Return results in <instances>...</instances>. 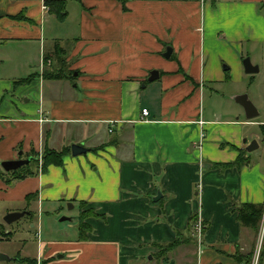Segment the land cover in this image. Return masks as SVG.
Returning a JSON list of instances; mask_svg holds the SVG:
<instances>
[{"label": "crops", "instance_id": "0c3cea01", "mask_svg": "<svg viewBox=\"0 0 264 264\" xmlns=\"http://www.w3.org/2000/svg\"><path fill=\"white\" fill-rule=\"evenodd\" d=\"M46 1L0 0V44L40 49V71L0 76V204L31 219L34 203L42 214L62 203L93 214L87 238L79 229L75 240L42 241L27 263L142 264L151 254L179 264L178 247L199 234L196 264L253 257L262 220L245 226L237 209L264 204V139L252 151L244 139L254 137L247 125L264 135V118L258 109L242 119L244 108L220 103L213 85L239 75L245 50L264 49V0H65L61 12ZM61 68V78L43 76ZM73 144L87 152L73 155ZM47 147L70 150L43 169ZM34 155L37 173L7 183L12 171L1 163ZM240 156L246 162L231 165ZM8 227L0 223L4 235Z\"/></svg>", "mask_w": 264, "mask_h": 264}, {"label": "rangeland", "instance_id": "374dc122", "mask_svg": "<svg viewBox=\"0 0 264 264\" xmlns=\"http://www.w3.org/2000/svg\"><path fill=\"white\" fill-rule=\"evenodd\" d=\"M70 10L73 12L72 5L70 6ZM28 44L24 41L17 40L8 41L6 44H0V76L16 79L20 77H26L32 72L40 71L39 46L37 44ZM263 50V45L258 44L256 46L254 45V51L250 50V53L248 52V54L250 55L246 53V50L244 51L245 57H243V59L246 57H250L254 64L259 65L260 71L257 74H254L253 76L246 73L243 66L242 71L239 72V75H234L235 77L233 78V80L223 82L219 85H213L217 87V97L220 103H225V101H228V103H232L233 105H235V96L237 94H248L249 98L252 100L255 106L261 111V115L259 116V118H257L258 120H262L264 118ZM224 66L229 65L227 63H224L223 67ZM207 102L208 100L206 98V105H208ZM21 103L23 105L28 104L25 98L21 100ZM240 112L242 115V119L247 120L244 109L240 110ZM245 129L252 130L254 132V137L247 135V137H245L244 139H247L249 143H251L253 140H258L262 144L261 141L264 139V135L262 134L261 128L257 126V124L253 126L247 125ZM35 164L36 162L31 163V168H34ZM46 206L44 208V213L42 214V212L39 211L36 203H34V206L32 208L37 211V214L33 219H31L29 214H25L11 224H7L4 220L7 214L5 205L0 204V223L9 225L8 230H5L6 233L11 230V234L8 236H6V234L4 235L3 231H0V255L5 254L10 258H13V260H2L0 258V264H28L25 258H37L39 252V244L42 241L53 240L63 242L75 240L77 238V236L79 235V206L76 205L75 207H72L69 203H62L56 206ZM64 217L68 219L62 220V218ZM33 223H36L35 227H32ZM195 225L196 222L193 223V233H196ZM204 229L205 228L203 227V229L201 230L202 233L204 232ZM3 235L5 236L4 238ZM199 235V237L198 235L195 236L196 245L186 244L178 247V254L176 258H178L179 264H185L186 262H189V264L197 263V255L195 254V251H197L196 248L197 246L199 247V243L201 244L202 234ZM193 246L194 250L196 249L195 251L193 250ZM263 246L264 215L262 217V229L259 235V240L254 249L253 257L251 256V259H253L252 262L257 258V261H260V264H262V261L264 264ZM62 254L63 253L54 254L55 259L59 260L60 258L63 260V258L60 257ZM150 255L151 254H148L145 257V260L142 264H156L157 261V263H159V258L156 259V257H154V259H150ZM17 257H19V259H16ZM66 259L69 258L66 257L65 260ZM244 264H247L246 260L244 261Z\"/></svg>", "mask_w": 264, "mask_h": 264}, {"label": "trees", "instance_id": "16d2710c", "mask_svg": "<svg viewBox=\"0 0 264 264\" xmlns=\"http://www.w3.org/2000/svg\"><path fill=\"white\" fill-rule=\"evenodd\" d=\"M46 4L50 7L51 10H53V11L56 10L58 12H61L65 8L66 1L65 0H47ZM60 15H61V13H60ZM54 53L57 55V57L59 58V61L61 62V65L63 66L65 64V60L62 56V54H64L63 49L57 47L55 49ZM49 58H50V56L47 54L45 60L47 61ZM62 71H63L62 68L56 72L44 71L43 76L47 77V78H61L63 76ZM31 77H29L27 79H23L21 82L26 83L30 80ZM69 150H70L69 148H66V149H63L61 151H58V150L47 147L45 149L44 155H43L42 168L46 169L50 164L61 165L63 162L62 161L63 155L66 152H68ZM38 160H39V156H35V155L31 156L30 163H28L27 165H24L21 168L11 172V174L13 176H12V178L6 180L7 183H10L12 179H23L27 176L35 175L37 173V171H36L37 168H35V167L31 168L30 165L33 162H36V165H37ZM244 160L245 159L242 156H240L238 158V160L235 163H232L231 165H233V164L240 165L244 162ZM245 162H246V160H245ZM28 198L30 199V196ZM82 204H85V203H82ZM237 212H238L239 220L245 226L258 227L261 220H262L263 214H264V204L259 205V204H254V203H245V204H242L238 207ZM91 214H93V212L90 210H87V211H82L81 215H80L79 229H80L81 238H83V239L87 238V234L89 231V226L85 223V218ZM196 217H197V215H195L191 218V224L190 225H193V223H195V221L197 220ZM204 228H205V226H204ZM5 234L8 236L11 234V232H8ZM177 245H178V242L174 241V242H171V243L165 245L162 249L164 250V252L170 251L173 248H175ZM241 260H243V258H241ZM246 262H247V264H252V259L250 256H248V258L246 259ZM259 263H260V261H259Z\"/></svg>", "mask_w": 264, "mask_h": 264}, {"label": "water", "instance_id": "95a60500", "mask_svg": "<svg viewBox=\"0 0 264 264\" xmlns=\"http://www.w3.org/2000/svg\"><path fill=\"white\" fill-rule=\"evenodd\" d=\"M171 53H172V47L168 46L164 55H165V57L169 58ZM242 63H243V66H244L246 73L253 74V73L259 72V66L253 64L250 57L244 58ZM225 68L227 69L228 67L225 66ZM158 75H159L158 71H156V70L152 71L151 76L149 77V80H154V79L158 78ZM235 101L237 103H239L244 108L245 115H246L247 119L251 120V119H254L255 117H257L259 115L258 108L255 106V104L249 98L248 94H246V93L237 94L235 96ZM257 147H258V142L256 140H253L247 146V150L252 151V150L256 149ZM85 152H87V148H85L82 144H73L72 145V154L73 155H80V154L85 153ZM30 161H31V157L19 158V159H14V160L3 161L1 163V165L4 168V170H6V171H15V170L19 169L20 167L27 165L28 163H30ZM160 196L161 195L159 193V195L157 197H155V200H158L160 198ZM71 206H73V205H71ZM25 214H27L26 211L9 212L6 214L4 220L7 224H11L12 222L18 220L19 218H21ZM66 219H68V218H66V217L62 218V220H66ZM0 258L2 260H10L11 259L9 256H7L5 254H1Z\"/></svg>", "mask_w": 264, "mask_h": 264}, {"label": "built area", "instance_id": "2783aa9c", "mask_svg": "<svg viewBox=\"0 0 264 264\" xmlns=\"http://www.w3.org/2000/svg\"><path fill=\"white\" fill-rule=\"evenodd\" d=\"M142 115H143V117H147V116L149 115V110H148L147 108L143 109V110H142ZM40 158H42V157L39 156V159H40ZM198 229H199L200 232H202V231H201V230L203 229V224H202V222H199V223H198ZM252 264H258L257 258H256V260H254V261L252 262Z\"/></svg>", "mask_w": 264, "mask_h": 264}]
</instances>
